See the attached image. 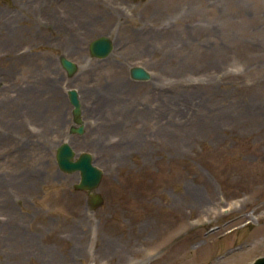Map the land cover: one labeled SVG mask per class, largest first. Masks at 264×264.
<instances>
[{"label": "rangeland", "instance_id": "obj_1", "mask_svg": "<svg viewBox=\"0 0 264 264\" xmlns=\"http://www.w3.org/2000/svg\"><path fill=\"white\" fill-rule=\"evenodd\" d=\"M63 142L101 169L96 208L58 168ZM263 254L264 0H0V264Z\"/></svg>", "mask_w": 264, "mask_h": 264}, {"label": "water", "instance_id": "obj_2", "mask_svg": "<svg viewBox=\"0 0 264 264\" xmlns=\"http://www.w3.org/2000/svg\"><path fill=\"white\" fill-rule=\"evenodd\" d=\"M111 50L112 42L105 36H100L89 44V52L91 56L94 57L105 58ZM60 64L67 72L68 76H72L77 70L76 64L65 57H60ZM130 76L136 80H146L149 78V74L141 67L130 68ZM68 97L73 106V122L78 124L77 127L72 126L70 132L82 134L84 132V127L80 118L81 110L78 95L75 90L71 89L68 91ZM55 160L61 171L66 173H79V180L73 185V188L90 194L88 203L91 209L96 208L102 203L103 198L98 192L91 194L100 183L102 171L93 164L90 153L82 152L75 158V153L72 148L67 143H62L56 149ZM254 264H264V258L258 259Z\"/></svg>", "mask_w": 264, "mask_h": 264}, {"label": "bare ground", "instance_id": "obj_3", "mask_svg": "<svg viewBox=\"0 0 264 264\" xmlns=\"http://www.w3.org/2000/svg\"><path fill=\"white\" fill-rule=\"evenodd\" d=\"M164 255H165V254H164ZM164 255H163V256H164ZM163 256H161V258H162Z\"/></svg>", "mask_w": 264, "mask_h": 264}]
</instances>
